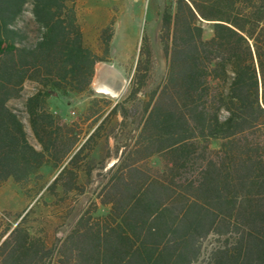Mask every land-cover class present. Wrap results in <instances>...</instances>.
Instances as JSON below:
<instances>
[{
    "label": "trees",
    "instance_id": "obj_1",
    "mask_svg": "<svg viewBox=\"0 0 264 264\" xmlns=\"http://www.w3.org/2000/svg\"><path fill=\"white\" fill-rule=\"evenodd\" d=\"M158 19L164 73L144 33L114 101L91 88L114 21L99 53L76 0H0V186L39 195L0 218V264H196L209 237L205 264H264V0H171ZM83 93L72 121L48 106Z\"/></svg>",
    "mask_w": 264,
    "mask_h": 264
},
{
    "label": "rangeland",
    "instance_id": "obj_2",
    "mask_svg": "<svg viewBox=\"0 0 264 264\" xmlns=\"http://www.w3.org/2000/svg\"><path fill=\"white\" fill-rule=\"evenodd\" d=\"M171 0H76V8L79 21L81 23L87 44L96 52L101 53L99 43L100 29L114 21V36L110 43V54L107 61L99 62L105 64L120 76V89L116 95H110L98 91V82L95 75L91 84L96 95L105 96L114 101L122 99L128 91L129 82L135 68L138 58L139 47L142 42L144 33L148 35L150 45L155 52L156 59V75L160 77L165 71V60L161 51L158 40L160 23L158 12L166 2ZM29 14L26 19L28 20ZM206 29L208 27L206 26ZM35 90L33 83L27 82L24 86L23 95L26 97ZM88 93L72 95L70 98H50L48 106L51 110L61 114L66 120L72 121L77 118L89 102ZM21 100L14 101V104L20 105ZM113 144V141H110ZM114 158L107 162L106 169L113 164ZM98 170L95 171L96 174ZM44 182H50L55 177V172L50 167H44L41 170ZM95 181L91 188H95L100 181L94 177ZM91 196L90 189L78 199V202L71 205L70 216L65 222L53 220L58 225V236L61 232L69 228L75 219L79 216L83 208L87 205ZM39 195L30 200L24 190L12 181H8L0 188V218L5 212L13 214L20 213L31 207ZM37 210L48 212V209L40 206ZM107 208L99 206L97 213L104 214ZM216 244L213 237H209L203 244V253L200 260L196 264H205L206 257L210 249Z\"/></svg>",
    "mask_w": 264,
    "mask_h": 264
},
{
    "label": "bare ground",
    "instance_id": "obj_3",
    "mask_svg": "<svg viewBox=\"0 0 264 264\" xmlns=\"http://www.w3.org/2000/svg\"><path fill=\"white\" fill-rule=\"evenodd\" d=\"M96 79L98 91L110 95H116L120 89V76L107 65L96 64Z\"/></svg>",
    "mask_w": 264,
    "mask_h": 264
},
{
    "label": "crops",
    "instance_id": "obj_4",
    "mask_svg": "<svg viewBox=\"0 0 264 264\" xmlns=\"http://www.w3.org/2000/svg\"><path fill=\"white\" fill-rule=\"evenodd\" d=\"M9 181H11V180H9ZM7 182H8V181H7ZM7 182H6V183H7ZM12 182H13V181H12ZM13 183H14V182H13ZM4 184H5V183H4ZM4 184H3V185H4ZM3 185H1L0 188H1Z\"/></svg>",
    "mask_w": 264,
    "mask_h": 264
}]
</instances>
